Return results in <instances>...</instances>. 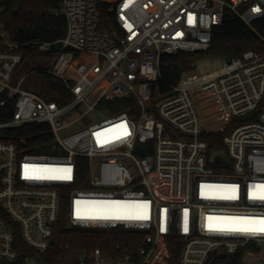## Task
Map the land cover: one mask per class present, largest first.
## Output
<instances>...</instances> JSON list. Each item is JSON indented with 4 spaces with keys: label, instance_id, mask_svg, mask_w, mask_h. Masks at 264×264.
I'll list each match as a JSON object with an SVG mask.
<instances>
[{
    "label": "built area",
    "instance_id": "2783aa9c",
    "mask_svg": "<svg viewBox=\"0 0 264 264\" xmlns=\"http://www.w3.org/2000/svg\"><path fill=\"white\" fill-rule=\"evenodd\" d=\"M60 9V48L38 67L21 69V46L0 24V264H39L28 252L49 248L63 208L70 228L143 234L137 263L95 247L78 264H169L170 240L181 242L177 264H264V232L229 230L264 220V51L218 56L205 73L194 62L167 91L157 85L161 57L207 50L227 12L259 35L264 0H115V23L102 31L96 0ZM44 74L70 100L50 97ZM30 124L46 125L48 144L28 141ZM219 132L223 148L210 149L204 135ZM214 150L225 165L210 161Z\"/></svg>",
    "mask_w": 264,
    "mask_h": 264
},
{
    "label": "trees",
    "instance_id": "16d2710c",
    "mask_svg": "<svg viewBox=\"0 0 264 264\" xmlns=\"http://www.w3.org/2000/svg\"><path fill=\"white\" fill-rule=\"evenodd\" d=\"M100 12L98 30H109L114 25L113 0H96ZM61 0H0V24L9 34L12 41L19 44L22 65L32 64L38 67L37 58L51 55L60 47L58 40L66 31V20L60 9ZM258 34L264 37V17L253 24ZM210 47L207 50L193 52L179 51L172 55H163L160 61V76L157 80L161 92L169 89L182 71L190 69L193 63L202 57L238 56L247 49L264 51V41L241 19L225 13L221 24L215 26L211 32ZM50 43L49 51L38 49V43ZM43 85L47 88L50 97H59L64 93V84L52 76L43 75ZM71 96L61 97L62 101L70 100ZM130 98L118 100L112 109L123 110L127 107ZM224 132L208 133L204 138L210 149H222L221 138ZM28 141L36 143H49V133L44 124H30L24 131ZM78 173L84 177L86 173V160L84 157L77 159ZM76 185H81L76 183ZM64 208L54 232L49 248L42 253L28 252L35 255L39 264H78L82 251L90 252L98 247L105 253L109 260L118 261L125 254L131 255V262L140 261L137 250L141 246L143 234L138 231H128L122 227L109 230H93L82 228H65L63 216ZM180 241L168 242L170 263L177 264L180 253ZM62 245V248L58 246ZM67 247V248H66ZM219 262L234 263V258L222 257Z\"/></svg>",
    "mask_w": 264,
    "mask_h": 264
},
{
    "label": "rangeland",
    "instance_id": "374dc122",
    "mask_svg": "<svg viewBox=\"0 0 264 264\" xmlns=\"http://www.w3.org/2000/svg\"><path fill=\"white\" fill-rule=\"evenodd\" d=\"M113 2H115V0H113ZM214 60L216 62L217 65H219V58L218 56H214V57H202V58H199L198 60L195 61V67L193 68L194 72H198V73H205L207 71H210L212 69L211 67V61ZM25 67L22 65L21 66V69H24ZM213 111H216V105L213 106ZM209 110H204L203 113L204 114H207ZM95 121H98L99 119H101V116L97 115L93 118ZM217 120V117H211V118H208V123H210L212 126L215 125V122ZM85 126V123H82V124H77V125H74L72 127H70L69 129L65 130L64 132L65 133H72L82 127ZM261 262H264V255H260L259 256ZM260 260H258V258H251L250 261L254 262V263H259Z\"/></svg>",
    "mask_w": 264,
    "mask_h": 264
},
{
    "label": "snow or ice",
    "instance_id": "6c2138e0",
    "mask_svg": "<svg viewBox=\"0 0 264 264\" xmlns=\"http://www.w3.org/2000/svg\"><path fill=\"white\" fill-rule=\"evenodd\" d=\"M261 188H264V186H259ZM259 199H262L264 200V195H260L259 196ZM120 218V217H118ZM211 219V218H210ZM247 223V222H245ZM259 224V227H247V226H244V227H233V228H230L229 230H232V231H243V232H264V220H261V221H258L256 222Z\"/></svg>",
    "mask_w": 264,
    "mask_h": 264
},
{
    "label": "water",
    "instance_id": "95a60500",
    "mask_svg": "<svg viewBox=\"0 0 264 264\" xmlns=\"http://www.w3.org/2000/svg\"><path fill=\"white\" fill-rule=\"evenodd\" d=\"M210 161H213V158H216V157H218V158H220L221 159V161H222V164H226L227 163V158H226V155H225V153H224V151L223 150H214V151H212L211 153H210ZM65 228H67V229H70V224H69V222H67L66 224H65ZM212 263V262H211ZM210 263V264H211Z\"/></svg>",
    "mask_w": 264,
    "mask_h": 264
}]
</instances>
